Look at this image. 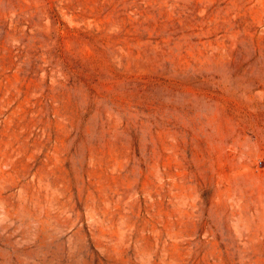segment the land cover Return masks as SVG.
<instances>
[{"label":"rangeland","instance_id":"rangeland-1","mask_svg":"<svg viewBox=\"0 0 264 264\" xmlns=\"http://www.w3.org/2000/svg\"><path fill=\"white\" fill-rule=\"evenodd\" d=\"M0 264H264V0H0Z\"/></svg>","mask_w":264,"mask_h":264}]
</instances>
